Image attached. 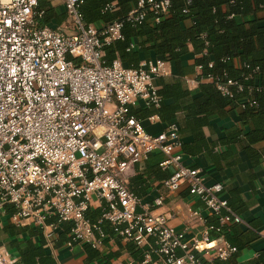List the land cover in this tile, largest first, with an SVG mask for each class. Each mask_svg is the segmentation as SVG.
I'll return each mask as SVG.
<instances>
[{
	"label": "built area",
	"instance_id": "2783aa9c",
	"mask_svg": "<svg viewBox=\"0 0 264 264\" xmlns=\"http://www.w3.org/2000/svg\"><path fill=\"white\" fill-rule=\"evenodd\" d=\"M61 2L66 19L50 27L40 23L38 0H0V211L12 206L11 222L39 229L48 246L68 223L66 245L98 249L108 236L107 223L114 236L137 245L151 238L150 251L164 264H201L196 252L210 249L215 257L228 258L236 247L222 235L211 240V233L244 220L220 196L222 184H206L199 168L183 164L176 121L151 135L130 114L138 101L160 106L163 96L153 81L172 74L168 61L142 60L136 68L119 59L107 64L103 47L122 38L121 21L114 16L105 26L91 24L80 11L82 0ZM169 6V0H137L128 19L140 22L146 9L165 14ZM230 86L242 89L232 80L217 84L232 96ZM154 151L164 155L159 167L170 171L162 187L173 193L185 184L218 218V225L205 224L201 240L184 241V232L169 224L172 214L151 210L164 196L142 204L129 188L135 165ZM94 205L100 213L92 219L87 212ZM190 216L203 220L198 210ZM201 243L214 245L201 248ZM16 260L0 244V264Z\"/></svg>",
	"mask_w": 264,
	"mask_h": 264
},
{
	"label": "trees",
	"instance_id": "16d2710c",
	"mask_svg": "<svg viewBox=\"0 0 264 264\" xmlns=\"http://www.w3.org/2000/svg\"><path fill=\"white\" fill-rule=\"evenodd\" d=\"M82 1L80 11L88 23L105 26L113 21L114 16L122 23V38L112 40L103 47V58L107 64L119 59L124 66L136 68L142 60L159 57L175 65L176 70H171L170 75L174 81L166 83L160 80L158 84V93L171 98L173 104L165 105L162 102L159 107L145 106L140 109L143 115L148 114V109L157 108L158 115L164 118L165 114L167 120L179 110L185 115L203 114L208 117L220 114L229 106L237 109L241 123L248 127L246 131L239 132L243 136L245 149L248 151L252 145L264 142V0H169L167 13L154 14L146 9L140 22L128 19L137 0ZM38 8L43 10L40 19L42 25L57 17L47 0H38ZM61 20H56V26L62 23ZM190 48L196 55L194 63L182 65V57ZM197 67L200 72L195 79L199 82L198 91L201 94L191 98L192 91L186 86L184 77ZM202 79L210 81L202 82ZM228 80L237 82L242 89L236 91V86H230L232 96L223 94L217 84H224ZM132 107L130 114L140 119L139 111L132 110ZM169 174L162 170L159 178H167ZM182 187L187 188L185 184ZM227 204L238 214L229 201ZM2 212L0 233L7 236L8 248L17 257L14 264H57L43 248L44 239L40 230L12 224L9 219L14 209L10 205H5ZM98 214V210L87 212L92 219ZM68 228V223L61 224L56 246L63 244ZM103 229L108 236L102 244L107 245L108 239L118 238L107 226H103ZM239 232H244L239 226L221 229L220 235L223 234L237 251L226 259L215 257L211 261L196 252L201 264H243L235 261L238 251L245 246L239 239ZM23 233L27 235L25 240H19L17 236ZM255 237L253 235L252 239ZM83 248L87 254L86 262L117 256L112 253L103 256L89 244H84ZM125 248L136 261L142 259V252L134 243L127 242ZM249 264H264V253Z\"/></svg>",
	"mask_w": 264,
	"mask_h": 264
},
{
	"label": "crops",
	"instance_id": "0c3cea01",
	"mask_svg": "<svg viewBox=\"0 0 264 264\" xmlns=\"http://www.w3.org/2000/svg\"><path fill=\"white\" fill-rule=\"evenodd\" d=\"M47 1L57 14V17L51 18L47 24L54 27L59 18L63 19L62 22L65 21V9L61 0ZM195 58L196 55L190 48L189 52L182 57V65L193 64ZM168 67L175 72L176 68L173 63L168 62ZM199 72L196 68L194 72L187 73L184 77L187 80L186 86L192 91L191 98H196L201 94L198 91L199 82L195 79ZM160 80L166 83L174 81L170 76H162L154 79L153 82L158 86ZM201 81L209 82L210 80L202 79ZM182 86L185 87V84L182 83ZM162 102L165 105L173 104L169 97H163ZM143 108L145 106L142 101H138L132 110L139 111L142 125L151 135L162 132L171 121L180 124L179 134L182 141L183 164L187 167L199 168L204 175L206 184L217 182L222 184L223 189L220 196L229 201L244 220V224L239 226V229L244 232H239L238 236L245 246L238 251L235 261L249 264L256 260L260 253H264V142L252 145L248 151L245 149L242 141L243 136L239 132L240 130L246 131L248 127L241 123L237 109L229 106H226L220 114L208 117L203 114L185 115L183 111L179 110L175 111L174 116L168 120L165 114L164 118L158 115L157 108L148 109V114L143 115V111L140 110ZM154 115L158 118L150 120L149 117ZM163 159L164 155L161 152L154 151L149 154L147 159L137 163L135 165L136 174L130 179L129 188L140 198L142 204L151 205L155 198L164 196L163 204L151 206V210L155 213L172 214L169 224L176 231L184 232V241L192 243L193 240H201L205 224L218 225V218L205 209L200 199L189 194L187 188L182 187L176 192L170 193L162 187L163 179L159 178L162 169L159 167V163ZM163 171L170 173L169 170ZM94 210H98L100 213L97 205H94L90 211ZM190 210L200 211L204 221L191 217ZM103 226L110 229L107 223ZM222 229L228 230L229 227L224 226ZM60 232L52 246L43 244L45 251L57 264H164L161 257L150 251L153 247L151 238L142 245L120 237L108 239L107 245L103 244L97 250L103 256L107 253L117 256L114 255L109 259L102 257L101 260L86 262L87 254L83 248L84 244L66 245L64 241L60 246H56ZM219 235L213 232L210 239L216 240ZM253 235L257 237L252 239ZM26 236L23 233L17 238L25 240ZM222 237L225 239L223 234ZM34 239L36 240V238ZM7 241V236L0 233V244L6 246L15 255L14 251L8 248ZM127 242H132L140 248L142 252L140 261H136L126 250ZM201 256L211 261L215 258V250H205L201 252Z\"/></svg>",
	"mask_w": 264,
	"mask_h": 264
},
{
	"label": "bare ground",
	"instance_id": "6f19581e",
	"mask_svg": "<svg viewBox=\"0 0 264 264\" xmlns=\"http://www.w3.org/2000/svg\"><path fill=\"white\" fill-rule=\"evenodd\" d=\"M214 244L213 243H201V248H209L211 246H213Z\"/></svg>",
	"mask_w": 264,
	"mask_h": 264
}]
</instances>
